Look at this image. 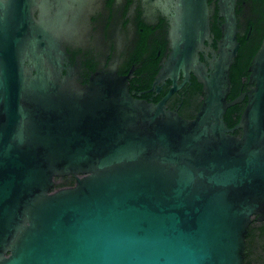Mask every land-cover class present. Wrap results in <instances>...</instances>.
I'll return each mask as SVG.
<instances>
[{"label": "water", "instance_id": "1", "mask_svg": "<svg viewBox=\"0 0 264 264\" xmlns=\"http://www.w3.org/2000/svg\"><path fill=\"white\" fill-rule=\"evenodd\" d=\"M58 1L0 0V264H247L250 224L264 220V37L252 87L229 100L235 0L221 3L208 62V0H176L156 79L172 87L154 103L116 71L76 81ZM191 73L204 99L187 119L165 101Z\"/></svg>", "mask_w": 264, "mask_h": 264}, {"label": "flooded vegetation", "instance_id": "2", "mask_svg": "<svg viewBox=\"0 0 264 264\" xmlns=\"http://www.w3.org/2000/svg\"><path fill=\"white\" fill-rule=\"evenodd\" d=\"M24 1L29 2L19 0V3ZM51 2L57 10L59 1ZM208 2L213 41L204 48L201 60L205 62H208L205 54L212 55L225 21L220 15L223 0ZM175 4L176 0H66L67 22L72 32L64 41L66 67L73 70L77 82L85 85L97 73L116 71L125 78L135 97L160 102L172 87L171 80L156 82V79L170 50L169 31ZM32 8L37 17L39 4ZM234 10L239 50L242 42L259 48L264 37V0H235ZM183 80L180 78L178 83ZM203 99L202 84L191 73L189 80L165 101V106L193 119ZM60 178L67 180L56 188L75 184L72 175Z\"/></svg>", "mask_w": 264, "mask_h": 264}, {"label": "trees", "instance_id": "3", "mask_svg": "<svg viewBox=\"0 0 264 264\" xmlns=\"http://www.w3.org/2000/svg\"><path fill=\"white\" fill-rule=\"evenodd\" d=\"M216 34L220 36L219 31H216ZM257 49L258 45L253 46L242 42L236 61L231 67L232 90L228 96L229 100H233L240 93L252 87L249 84V66ZM245 106L246 100L228 108L225 120L230 127L239 121ZM236 134L240 135L241 131H237ZM60 179V177L55 179V188L67 180L66 178L64 180L61 179L62 181L60 182ZM247 251V264H264V220H257L256 217H253L247 237Z\"/></svg>", "mask_w": 264, "mask_h": 264}]
</instances>
